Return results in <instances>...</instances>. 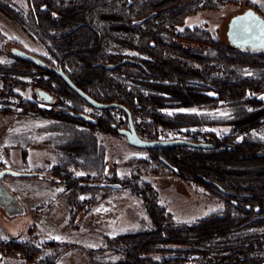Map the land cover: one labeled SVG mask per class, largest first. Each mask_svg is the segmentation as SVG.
<instances>
[{
	"label": "trees",
	"instance_id": "16d2710c",
	"mask_svg": "<svg viewBox=\"0 0 264 264\" xmlns=\"http://www.w3.org/2000/svg\"><path fill=\"white\" fill-rule=\"evenodd\" d=\"M232 1L237 0H26V6H19L13 0H0V10L37 39L78 85L86 91L96 89L93 95L101 102L126 105L141 137L155 140L167 132H180L190 140L212 144L211 148L149 149L150 158L156 171L177 174L221 197L224 209L191 224H177L159 204L154 186L123 180L144 198L153 227L115 236L114 244L122 254L113 264H264V231L243 233L264 225V143L238 141L247 130L244 125L235 124L230 132L219 135L192 130V124L178 122L179 115L162 111L201 101L255 107L264 103V71L253 76L240 71L242 66L264 67V52L245 53L208 30L186 25L199 10L219 9ZM195 43L204 45L207 53ZM126 50L135 54L124 55ZM124 56L142 65L122 63L108 69L99 64L116 63ZM16 64L32 66L24 59ZM110 72L133 74L137 84L121 76L109 77ZM15 73L0 69L5 82L19 85ZM43 78H35L36 83L44 85ZM157 88L165 96L146 90ZM18 97L17 109L8 110L74 116L70 109L59 112ZM102 110L106 115L95 123L88 121L89 126L115 131L112 124L121 127L124 122L116 121L110 112L119 111L127 118L120 108ZM52 172L68 191L78 190L90 179L57 167ZM64 251L54 240L41 244L31 238H0V264H58Z\"/></svg>",
	"mask_w": 264,
	"mask_h": 264
},
{
	"label": "rangeland",
	"instance_id": "374dc122",
	"mask_svg": "<svg viewBox=\"0 0 264 264\" xmlns=\"http://www.w3.org/2000/svg\"><path fill=\"white\" fill-rule=\"evenodd\" d=\"M13 1L26 6V0ZM247 7L264 14V0H237L219 9L199 10L188 17L186 25L208 30L227 43L230 18ZM11 46L35 55H47L46 48L37 39L0 10V51L6 49L4 54L0 53V69L15 63ZM194 46L207 53L203 45ZM240 71L244 75H259L264 67L242 66ZM16 75L19 85L5 82L0 76V110L6 109L0 112V170L12 168L36 174H7L1 178L0 238H31L41 244L57 241L65 249L58 264H113L122 254L114 244L115 236L153 227L144 198L122 183L123 180L140 187L145 183L154 186L159 204L177 224H191L224 209V200L213 196L203 185L190 183L168 171H156L150 150L129 144L116 129L95 128L87 120L72 115L58 117L10 111L17 109L18 96L31 100L34 96L30 76ZM149 92L153 96H165L160 88ZM66 94L56 93L61 100L72 104L67 108L37 103L39 107L59 112L70 109L98 120L106 115L102 109L85 104L78 95L68 91ZM162 111L179 115L178 122L192 124V130L203 129L219 135L230 132L235 124L244 125L247 130L238 136V141L264 143V103L255 107L201 101ZM110 114L116 121L124 122L121 127L128 126L124 113L111 111ZM161 138L186 136L167 132ZM55 167L76 176L83 173L90 179L78 190L68 191L61 177L52 172ZM262 231L264 225L253 226L243 233Z\"/></svg>",
	"mask_w": 264,
	"mask_h": 264
},
{
	"label": "water",
	"instance_id": "95a60500",
	"mask_svg": "<svg viewBox=\"0 0 264 264\" xmlns=\"http://www.w3.org/2000/svg\"><path fill=\"white\" fill-rule=\"evenodd\" d=\"M230 36L235 34V46H239L243 44L244 46L250 45L252 48L260 47L264 43V18L256 11L250 10L248 17L245 19L237 16L233 17L230 22ZM237 36V38H236ZM237 40H240L238 43ZM264 47V45H263ZM17 54L22 58L33 61L41 66L49 68L59 75L68 86L73 89L77 94H79L83 99H85L91 106L98 109H109V108H120L122 109L126 115L128 120L127 127H118L116 124H112V128L116 129L117 132L121 135H124L129 142V144L144 149H155V148H165V147H175V146H189L193 148H211L212 144L205 141H193L188 138H166V139H155L149 140L143 138L137 132L133 115L128 107L118 102H110L104 103L98 101L91 97L88 93H86L82 88L78 87L71 78L63 71L62 68H53L46 64L42 59L38 56L27 52L25 50H18ZM129 61V60H128ZM108 69H113L118 66V64L109 63L104 65ZM263 97V95H262ZM76 117H81L89 122L95 123L97 120L90 115L84 113H72ZM7 174L17 175V176H33L36 173L33 172H23L18 171L12 168H6L0 170V181L1 178ZM1 186V185H0ZM221 188V187H220ZM221 190L225 193H229L225 189L221 188Z\"/></svg>",
	"mask_w": 264,
	"mask_h": 264
},
{
	"label": "flooded vegetation",
	"instance_id": "af4514ba",
	"mask_svg": "<svg viewBox=\"0 0 264 264\" xmlns=\"http://www.w3.org/2000/svg\"><path fill=\"white\" fill-rule=\"evenodd\" d=\"M250 10H254L256 12H258L263 18H264V14H262L261 12H259L258 10H256L254 7H247L245 9H243L241 12H238L236 13L235 15H233L229 22H228V29L226 31V36H227V44H229L230 46L234 47V48H237L245 53H254V52H264V43L262 46L260 47H256V48H252L250 45H246L244 46L243 44L241 45V43L239 44V46H235L234 43H235V34L231 35L230 36V22L231 20L233 19V17H241L243 19H245L246 17H248V14H249V11ZM264 36V34H263ZM237 38V36H236ZM223 42V41H222ZM237 42L239 43L240 40H237ZM226 43V42H225ZM197 45H201V44H198V43H195ZM204 47V45H203ZM5 48L1 51L0 53H5ZM18 50H24L22 48H20L19 46H11L10 47V53L15 61V63H12L10 65H5L3 66L2 68H6L8 70H11V71H15V72H18V73H15L14 75L16 74H19L20 72L19 71H22V70H29L28 72H25L23 73L24 75L25 74H28L30 76V79H31V84L33 86V90H34V96H33V100L38 102V103H44V104H47L51 107H70L72 106V104H69L66 99L64 100H61L59 98L58 95H56L57 92H62L64 93L65 95H67V91L68 92H73L75 93L76 95L79 96V99L83 102H85V104H87L88 106H91L85 99H83L79 94H77L73 89H71L68 84L59 76L57 75L56 72L50 70L49 68H46L44 66H41L33 61H30V60H27L25 58H22L21 56H19L17 54V51ZM26 51V50H25ZM28 52V51H27ZM124 55H132V54H135V53H128L127 50L125 51V53H123ZM35 55V54H34ZM40 59H42L46 64H48L50 67H53V68H62L63 71L71 78V80L80 88H82L86 93H88L91 97H93L94 99L98 100L93 94H96L97 93V90L96 89H93V88H89L88 91H86L83 87H81L80 85H78L76 83V81H74V79L69 75V73L67 71L64 70V68L60 65V63L51 58L50 54L47 53V58L46 57H42L41 54L37 55ZM142 57L144 58L145 56L142 55ZM18 59H24V60H27L31 63L32 66H30L29 68H26V67H20L16 64L17 60ZM129 60V61H128ZM122 63H133V64H136V65H142L141 62L131 56H124V58L119 61V62H116L114 64H122ZM101 66L105 67L104 65L106 63H99ZM109 64V63H107ZM1 68V69H2ZM21 74V73H20ZM44 76L43 78V81H44V85H39L37 84L35 81V78L37 79H41L42 77ZM109 77H112V78H116V77H119L121 76V78L124 79L125 82H128V83H133V82H136L134 81L135 80V75H130V73H116V72H110L108 74ZM120 78V79H121ZM4 81V79H3ZM68 88L70 89V91L68 90ZM59 89V90H58ZM148 92H149V89H146ZM163 93V92H162ZM99 101V100H98ZM119 103V102H118ZM123 104V103H121ZM124 105V104H123ZM126 106V105H125ZM93 107V106H92ZM127 107V106H126ZM74 113V112H73ZM162 139V138H161ZM163 139H166V138H163Z\"/></svg>",
	"mask_w": 264,
	"mask_h": 264
},
{
	"label": "snow or ice",
	"instance_id": "6c2138e0",
	"mask_svg": "<svg viewBox=\"0 0 264 264\" xmlns=\"http://www.w3.org/2000/svg\"><path fill=\"white\" fill-rule=\"evenodd\" d=\"M254 2H255V0H254ZM261 99H264V97H261ZM181 111H184V110L182 109ZM193 111H195V110H193ZM221 115H227V113H221ZM77 175H83V173H77ZM81 199H83V197H81ZM220 207L222 208L223 205H221Z\"/></svg>",
	"mask_w": 264,
	"mask_h": 264
}]
</instances>
